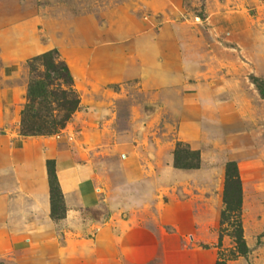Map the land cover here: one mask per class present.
Returning a JSON list of instances; mask_svg holds the SVG:
<instances>
[{"label":"rangeland","instance_id":"1","mask_svg":"<svg viewBox=\"0 0 264 264\" xmlns=\"http://www.w3.org/2000/svg\"><path fill=\"white\" fill-rule=\"evenodd\" d=\"M53 52L80 107L54 134L67 165L46 166L42 264H264V0H0L5 128ZM13 241L0 264L22 263Z\"/></svg>","mask_w":264,"mask_h":264},{"label":"crops","instance_id":"2","mask_svg":"<svg viewBox=\"0 0 264 264\" xmlns=\"http://www.w3.org/2000/svg\"><path fill=\"white\" fill-rule=\"evenodd\" d=\"M23 108H17L19 113L6 128L0 108V249L9 244L6 240H15L12 251L19 253L21 264H42L41 258L52 246L56 233L54 220L43 201L49 193L46 161L56 159L60 167L68 161L57 150L54 135L20 134ZM82 201L86 205L91 199L85 194ZM100 231L96 236L103 245Z\"/></svg>","mask_w":264,"mask_h":264},{"label":"trees","instance_id":"3","mask_svg":"<svg viewBox=\"0 0 264 264\" xmlns=\"http://www.w3.org/2000/svg\"><path fill=\"white\" fill-rule=\"evenodd\" d=\"M57 59V52H53L33 57L28 63L32 76L26 91L29 101L20 113V134L23 136L46 135L48 137L56 134L57 129L69 122L80 107L79 97L72 89L73 77L65 63ZM40 60L44 63L45 73L43 74L38 73L33 64ZM62 85L66 88H62ZM50 164L54 165V161H46L47 169ZM50 175L53 173H48L49 177ZM240 190L241 181L237 167L233 162H229L226 164L221 224L228 223L233 227L232 238L239 252L243 253L245 245L240 222L242 205ZM218 264L221 263L218 262Z\"/></svg>","mask_w":264,"mask_h":264}]
</instances>
